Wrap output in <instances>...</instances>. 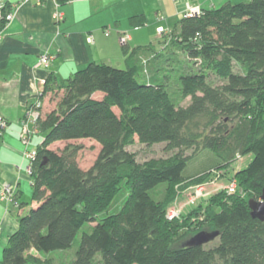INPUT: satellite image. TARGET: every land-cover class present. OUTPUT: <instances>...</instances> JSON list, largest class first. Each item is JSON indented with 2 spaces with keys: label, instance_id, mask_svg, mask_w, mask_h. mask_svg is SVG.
<instances>
[{
  "label": "trees",
  "instance_id": "16d2710c",
  "mask_svg": "<svg viewBox=\"0 0 264 264\" xmlns=\"http://www.w3.org/2000/svg\"><path fill=\"white\" fill-rule=\"evenodd\" d=\"M129 20L134 29L147 22L144 15ZM158 34L162 46L138 47L127 67L91 62L61 81L48 78L56 105L46 113L42 107L38 121L44 138L30 173L35 205L20 216L0 264H264V220L249 204L264 188V0L203 9ZM176 54L197 68L180 72L175 83L180 99H191L186 106L168 90L169 56ZM136 137L164 142L173 153L139 162L127 148ZM80 139L101 145L89 169L79 162L83 145L71 142ZM59 141L67 144L53 149ZM206 149L224 169L238 155L252 158L234 173L235 192L219 191L170 219L177 186L210 178L211 170L184 174ZM124 184L129 193L120 211L101 216ZM201 231L218 234L189 243Z\"/></svg>",
  "mask_w": 264,
  "mask_h": 264
},
{
  "label": "crops",
  "instance_id": "0c3cea01",
  "mask_svg": "<svg viewBox=\"0 0 264 264\" xmlns=\"http://www.w3.org/2000/svg\"><path fill=\"white\" fill-rule=\"evenodd\" d=\"M1 1L14 17L4 28L0 21V117L8 122L0 129V191L7 183L14 185L20 206L0 200V259L9 237L19 227L20 216L35 205L30 161L24 154L20 131L29 107L36 102L45 107L49 102L48 78L52 75L61 81L91 62L113 64L117 59L127 67L139 52L131 56L132 51L146 47L151 40L145 26L154 25L158 34L159 27L172 28L185 16L188 5L201 11L247 0H155L156 8H151V0H75L61 6L56 0ZM56 10L64 13L62 19H54ZM154 10L160 20L153 23L149 15ZM137 15L146 17V25L131 31L134 27L129 19ZM112 27L106 35L104 28ZM126 31H131L127 53L119 39ZM89 35L93 42H89ZM44 53L52 54L54 60L40 64ZM34 138L27 149H34Z\"/></svg>",
  "mask_w": 264,
  "mask_h": 264
},
{
  "label": "rangeland",
  "instance_id": "374dc122",
  "mask_svg": "<svg viewBox=\"0 0 264 264\" xmlns=\"http://www.w3.org/2000/svg\"><path fill=\"white\" fill-rule=\"evenodd\" d=\"M150 5H151V8H156V6H157L156 1L151 0ZM130 9H132V8H130ZM133 9L137 10L136 7H134ZM155 11L156 10H154L153 14L150 12V15H149V19H150V21H153V23L160 20V18L157 17V15L155 14ZM171 20H173V19H171ZM163 24L167 25L166 22H163ZM145 28H147L151 34V40L150 41L153 42L154 45L161 47L162 42H160L159 34H156L155 26L154 25H151V26L148 25V26H145ZM113 29L114 28L112 27L111 30H113ZM132 30H134V28L131 29V31ZM131 31H130V33H131ZM150 41L148 43H150ZM164 59L166 60V57ZM112 63H113L112 65H114V66L125 67L124 62H120V60L118 61L117 59H114V62H112ZM168 66H169L168 90H170V92H176V93L178 92V89H177V86L175 83L177 81V77H178L180 72L191 73V72L197 71V68L193 64V62L190 61L183 54H178V55L176 54V55L169 56V65ZM235 71H241V70L238 66H236ZM210 79L215 81V83H217V84H222L224 82L223 80L216 78L213 74L211 75ZM51 97H52V95L49 94V102L46 104L45 107L42 108L45 113L47 111L53 109L56 105V103H55L56 100L51 99ZM176 97L177 98L179 97L178 93L176 94ZM179 99H180V97H179ZM180 100H181L180 101L181 104L184 106L188 105L191 101L190 97H188L186 99L181 98ZM41 112H42V110H41ZM43 138H44V135H42V134L41 135H35L34 149L37 146L36 142L41 141ZM71 142L79 143V144L83 145V149L81 150V152L79 154V162H80V165L84 169H89L93 165L94 161L96 160V158L100 152L101 145L97 141L92 140V139H80V140H74ZM22 144H23V142H22ZM66 144H67V142L59 141V142L55 143L52 146V148L53 149L62 148ZM165 147H166V143H164V142L156 143L153 145H147L145 143L140 142L138 137H136L135 142L132 145H129L127 148L129 151H131L132 153H134L136 155V159L139 162H143V161H145L151 157H163V156L171 155L173 152L166 150ZM192 153H193V150L187 151V154H192ZM251 158H252V155H247V156H239L238 155L236 161L231 165V167L224 169V168L220 167L221 164L219 163V161L216 159L215 155L210 150H207V149L201 150L200 152L196 153L195 155H193V157L190 158V160L188 162V166L184 171V174L187 175L188 177L189 176L194 177V176L201 174L205 171L211 170V176L206 181L201 182L202 183L201 185L204 187L202 190L201 196L193 197L195 195V188H193V186H194L193 184L184 188V189H182L181 186H177V188H176L177 193H176L175 199H174L173 203L169 206V209L177 206V208L175 210L179 211V209H180V212H184L186 209H188V207L197 206L200 203V201L205 200L209 196L214 195L219 191H225L226 190L229 193L235 192V190L234 191L230 190V188L234 184H236V182L233 181V180L237 179L236 176L234 175V173L236 172V170L240 169L241 167H244L251 160ZM188 181L189 180H186L185 183ZM163 189H164V187H161L160 192H162ZM236 190L240 196L248 198V199L250 198L248 196V194L245 191H243L242 188L238 187ZM128 193H129L128 187L124 184L122 189L120 190V192L115 197L110 208L105 213H103L101 216H107V215L119 212L120 209L122 208L123 204L125 203L127 197H128ZM16 200L18 201V199H16ZM9 203H11L15 206H20L19 201L17 203L13 202V201L9 202ZM26 205H29V204H26ZM81 234H82V231L78 235V238H81ZM72 252H74V250Z\"/></svg>",
  "mask_w": 264,
  "mask_h": 264
},
{
  "label": "built area",
  "instance_id": "2783aa9c",
  "mask_svg": "<svg viewBox=\"0 0 264 264\" xmlns=\"http://www.w3.org/2000/svg\"><path fill=\"white\" fill-rule=\"evenodd\" d=\"M5 7H6V4L0 0V19H4L6 21V23L8 24V22H10L13 19L14 14L10 13V12L6 13ZM199 12H200V10H198L197 8H194L190 5H188V12L186 15L198 14ZM63 16H64V13L60 10H56V12L54 13V18L56 20L62 19ZM163 29H164L163 27H159L158 32H162ZM109 31H110V28H107V32H109ZM130 38H131L130 34L125 32V33H123V35L121 36L120 39H121L122 44H126ZM88 40H89V42L94 41L92 35L88 37ZM52 60H54V56L50 53H44L39 57V63L40 64H48ZM41 108H42V104L40 102H37L35 105L30 106L25 117H24V119L22 120V129L20 132V140L26 146L24 154L30 161V165L28 167L29 174L31 173L32 161L36 158L37 151H36V149L29 150V149H27V146L31 142L32 136L40 133V130L38 127V121H39L40 116H41ZM7 124H8L7 120L0 117V129L5 128L7 126ZM235 186H236V184H234L230 188V190L234 191ZM203 188L204 187L202 185H197L195 187V195L193 197L201 196ZM15 197H16V188L14 187V185L9 184V183L5 184L2 188V190L0 191V200L6 201V202H12L13 201V202L17 203L18 201L16 200ZM176 208H177V206L168 210V217L170 219L180 217V214H181L180 209L178 211V210H175ZM1 228H2V224L0 221V231H1Z\"/></svg>",
  "mask_w": 264,
  "mask_h": 264
},
{
  "label": "water",
  "instance_id": "95a60500",
  "mask_svg": "<svg viewBox=\"0 0 264 264\" xmlns=\"http://www.w3.org/2000/svg\"><path fill=\"white\" fill-rule=\"evenodd\" d=\"M249 204L251 207V214L253 217L255 218H259L261 220H264V188L262 191V195L261 198L259 200L256 199H250L249 200ZM218 233L214 232V233H208L205 231H201L199 233H197L196 235H194L189 243H193V244H204V243H208L209 241H211Z\"/></svg>",
  "mask_w": 264,
  "mask_h": 264
}]
</instances>
